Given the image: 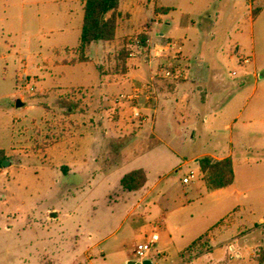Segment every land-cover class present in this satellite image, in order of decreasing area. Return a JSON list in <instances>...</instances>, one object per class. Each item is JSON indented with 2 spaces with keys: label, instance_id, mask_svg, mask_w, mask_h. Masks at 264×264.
<instances>
[{
  "label": "rangeland",
  "instance_id": "1",
  "mask_svg": "<svg viewBox=\"0 0 264 264\" xmlns=\"http://www.w3.org/2000/svg\"><path fill=\"white\" fill-rule=\"evenodd\" d=\"M155 6L170 10L155 17ZM257 6L261 10L253 18ZM119 11L122 17L129 15L125 22L131 33L119 36L117 29L104 47L108 57L97 49L93 61L79 62L80 55L69 51L60 66H53L52 61L62 60L54 59L53 51L78 44L83 16L79 3L37 0L22 5V0H9L4 5L0 0V148L6 151L9 166L14 164L0 179V264H124L125 259L132 264L137 244L151 230L159 234L160 244L169 234L174 243L166 251L154 246L153 264H203L183 261L198 256L196 246L194 253L184 251L181 257L178 252L200 235L207 234L209 244L216 245L221 226L229 227L226 254L216 262L209 248V264H259L257 256L264 249V0H120ZM153 17L158 19L152 29L157 44H166L157 34L178 41L191 68L208 67L209 77L219 76L232 85L234 101L225 112L218 111L219 127L212 133L201 122L193 133L191 120L184 124L178 117L180 123L165 119L172 128L162 137L164 143L137 161L149 168L152 180L161 179L158 190L165 198L148 210L146 200L136 214L125 217L126 205L117 202L111 207L102 183L93 178L95 172L89 177L56 172L51 167L52 151L44 150L62 133L69 136L104 127L111 96L126 91L109 89V83L120 85L128 69L125 63L141 70L148 65L150 42L142 47L139 35H145L151 22L142 24ZM244 69L258 76L239 86ZM66 98L77 103L69 118L58 103ZM241 108L239 122L255 109L254 119L245 124L248 131L235 132L233 143L241 151L249 149L245 154L249 164L244 169L238 166L236 172L239 186L251 189L240 212L226 217L230 201L202 191L185 198L187 185L181 180L191 169L201 176L194 160L199 154L228 147L224 126ZM90 139L86 163L92 169L99 145L98 138ZM235 235L241 242L231 250L230 245H238L232 239Z\"/></svg>",
  "mask_w": 264,
  "mask_h": 264
},
{
  "label": "crops",
  "instance_id": "2",
  "mask_svg": "<svg viewBox=\"0 0 264 264\" xmlns=\"http://www.w3.org/2000/svg\"><path fill=\"white\" fill-rule=\"evenodd\" d=\"M36 1L37 0H22V5L34 3ZM72 1L78 2L79 8L83 11V3L85 0ZM7 2H9V0H4V5L7 4ZM119 5L117 8V26L115 36L118 28L120 31L119 36L131 33L128 31V25L125 22L127 21L129 15L125 14L126 16L124 15L125 17H122L121 12L119 11ZM155 7L154 14L155 17H157L159 12L155 11ZM155 17L151 18V20H146L142 24L144 25L147 21L151 22V27L145 31V34H149L148 36L150 42V59L147 67L144 70H141L140 66L131 67L129 63H126L128 65V69L125 77H122L120 80L121 82L118 81L120 85H117L115 82L109 83L108 85L109 89L123 88L128 91L134 85L146 84V89L143 91L142 96L138 101V106L144 116V119L140 122L136 119H129V116L132 115L128 113L127 110L129 109L127 105L115 107L110 101L112 108L109 109L107 115L105 116L106 123L104 124V127L99 129L95 128L94 130L80 134L73 133L52 143L44 150L47 152L52 151L53 156L51 155V161L54 163H51V167L56 172L62 171L66 176H82L87 173L88 177L91 176L92 172H95L96 175L93 178H97L99 183H102L104 193L107 199H109L111 207L113 208L117 202H124L126 206L124 208L123 216L125 217L136 214L138 208L146 200L148 201L145 209L148 210V207L151 205L153 207L158 206L161 202L160 198H165V193L158 190L161 179L158 178L157 180H152L149 168L137 164L140 157L153 152L164 143V139L162 137L165 136V133L172 128V125L166 124L167 120L165 121V119H168V123H172L171 121H173V119H175V122L180 123L177 119L178 117L184 124L191 120V122H193V133H195L196 130L199 131V128H196L195 124L197 122H201L204 124V127L209 128V131L212 133L219 127L217 124L218 111L222 110L225 112V109L234 101H231L230 99L231 84L221 81L220 77L216 75L209 77L208 67L200 65L195 68L190 67L189 57L188 54L184 52L183 45L182 54L178 62L186 68L187 77L184 79H166L161 76L158 71V63L162 61V58H157L155 56L159 53L158 48H162L163 45L157 44L156 39H154L152 35L153 24L158 21ZM251 19L253 20V18ZM121 22H124V25ZM81 25L79 26V30H81ZM157 36L161 39H165L166 42L172 40L169 37H165L163 34H157ZM108 42L109 41H98L91 43L85 53L86 57L89 59L88 62L93 61L94 57L92 56V52L97 49L101 50L102 57H108V52L104 49ZM64 48H70V46H64L61 49ZM53 50H56V48ZM53 53L54 59L59 57L62 58V60L58 63L57 61H52L51 64L53 66H60L61 64L59 63H61L69 55L63 51L58 53L53 51ZM72 55L73 57L76 56L75 54ZM228 57L230 60L234 58L233 50H230V55ZM244 70L245 71L240 80L242 85L239 86H243L246 79L249 77L258 76L255 72H252L249 69ZM232 75L235 74L233 73ZM243 110L244 108L239 109L237 115H234L235 118L231 120L232 122L224 126V129L228 131V147L226 149L218 147L214 148L209 152L199 154L197 158L194 159L198 162V158L204 155H209L215 159L231 157L234 171L233 183L224 188L208 191L202 177L199 175L194 179L197 180L195 183L193 180L189 183L182 182V184L187 185L184 190L185 198L193 195L195 192L202 191L218 194L223 201H230L231 204H229L230 208L226 217H235L236 214L240 212L241 207L244 205L242 199L247 191L251 189L250 186H244L243 188L239 186L236 172L238 166L243 167L245 164H249L250 158L245 155L249 153V149L241 151L239 148L233 146L236 135L239 133L241 134V131H248L245 128V124L248 121L252 122L254 119L255 109L253 108L241 120V122H239L238 119L242 117ZM110 111L112 113L115 112L116 115L110 117ZM106 124H108V127H105ZM235 126L236 129L234 128ZM181 130L184 131L183 128H181ZM235 132L237 134H235ZM99 135L101 136L100 139ZM90 138H98L97 140L99 145L96 152L98 160H96L95 166L92 169L88 168L89 165L86 163L87 153L91 152L89 149L92 144ZM141 145L145 148L140 151L130 150L135 146L140 148L142 147ZM13 165L14 164L4 169L5 171H0V179L13 167ZM138 168H141L146 172L147 181L145 185L138 191H128L123 189L120 184V180L123 175ZM197 169H199L198 166ZM245 179H248L247 175L245 176ZM232 199L234 200L233 202ZM145 212L146 211L144 210L143 213ZM226 217L224 216L221 218L215 225H218L221 220ZM221 227L222 228H220L217 232L218 237L216 239H218L219 242H217L216 245L209 244V237L207 234L206 236L200 235L178 252L181 257V254L184 251H193L192 253H194V247H192V249H189V247L192 243H195L194 246H196L198 256H190L186 260L182 258L183 261L186 263L201 261L203 264H209V248H211L210 254L213 260L218 262L223 259V256L226 254V242L230 239L225 240L224 238L228 235L229 227ZM168 236L169 237L161 242V244L159 243L161 239L159 236V241L156 245L159 244L162 251L168 250L174 244L172 236L170 234ZM232 239H235L238 245H230L229 249L238 247L241 242V238L239 236L235 235ZM240 255V253H235V256L237 257ZM124 264H129V261L125 259Z\"/></svg>",
  "mask_w": 264,
  "mask_h": 264
},
{
  "label": "trees",
  "instance_id": "3",
  "mask_svg": "<svg viewBox=\"0 0 264 264\" xmlns=\"http://www.w3.org/2000/svg\"><path fill=\"white\" fill-rule=\"evenodd\" d=\"M119 1L120 0H85L83 3V20L78 45L75 47L64 48L62 51L67 54L69 51L70 53L76 52L80 55L79 62H88L89 59L86 57L85 53L91 43L98 41H111L114 39ZM250 1L254 2L256 0ZM169 10V7H155V11L159 13H167ZM260 10V6L252 9L253 18L260 12ZM139 38L142 40V47H148V44L145 42L146 40H149V36L141 34L139 35ZM100 78H102V75H100ZM58 103L68 118L73 114L74 109L77 106V103L73 98L62 99L58 101ZM67 136L68 134L63 135L62 133L61 137L55 138L50 145ZM5 159H7L6 151L0 148V168H2V162ZM197 163L202 180L208 191L224 188L233 183L234 171L231 157L215 159L209 155H204L198 158ZM146 181V172L143 169L138 168L124 174L120 180V184L125 190L138 191L145 185ZM194 245L195 243H192L189 249H192ZM257 260L259 264H264V249L258 254Z\"/></svg>",
  "mask_w": 264,
  "mask_h": 264
},
{
  "label": "built area",
  "instance_id": "4",
  "mask_svg": "<svg viewBox=\"0 0 264 264\" xmlns=\"http://www.w3.org/2000/svg\"><path fill=\"white\" fill-rule=\"evenodd\" d=\"M133 40L137 44L140 42L138 37H135ZM181 54L182 45L176 40L167 41L166 44L160 48V53H158L157 56L162 58V61L158 64V71L162 77L166 79H184L187 77L186 68L178 62ZM244 61L247 62L248 60L244 59ZM145 89L146 84L134 85L129 91L112 95L110 101L115 107H122L124 105L131 107L132 118L140 122L144 119V116L138 106V101ZM198 175V171L191 169L183 176L182 182L189 183L197 178ZM158 241L159 234L156 230H151L145 236L144 240H141L137 244L135 248L137 259L135 262L142 263L144 260L150 259L153 248L156 246Z\"/></svg>",
  "mask_w": 264,
  "mask_h": 264
},
{
  "label": "water",
  "instance_id": "5",
  "mask_svg": "<svg viewBox=\"0 0 264 264\" xmlns=\"http://www.w3.org/2000/svg\"><path fill=\"white\" fill-rule=\"evenodd\" d=\"M16 105L19 106L20 105V101H17ZM9 165H10V161L8 159H5L2 162V167H7ZM132 264H152V260L151 259H146L142 263L132 262Z\"/></svg>",
  "mask_w": 264,
  "mask_h": 264
}]
</instances>
